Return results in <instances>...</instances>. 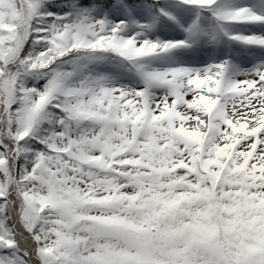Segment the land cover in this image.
Here are the masks:
<instances>
[{
    "label": "snow or ice",
    "instance_id": "obj_1",
    "mask_svg": "<svg viewBox=\"0 0 264 264\" xmlns=\"http://www.w3.org/2000/svg\"><path fill=\"white\" fill-rule=\"evenodd\" d=\"M0 264H264V0H0Z\"/></svg>",
    "mask_w": 264,
    "mask_h": 264
}]
</instances>
